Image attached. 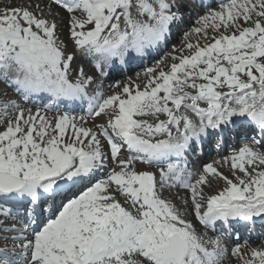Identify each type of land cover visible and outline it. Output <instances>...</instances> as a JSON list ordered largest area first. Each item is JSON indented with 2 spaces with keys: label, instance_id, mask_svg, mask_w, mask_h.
Listing matches in <instances>:
<instances>
[{
  "label": "snow or ice",
  "instance_id": "obj_1",
  "mask_svg": "<svg viewBox=\"0 0 264 264\" xmlns=\"http://www.w3.org/2000/svg\"><path fill=\"white\" fill-rule=\"evenodd\" d=\"M186 4L202 14L181 46L105 89L114 72L161 53L193 15ZM230 141L227 155L189 167L190 152L219 155ZM213 181L224 187L206 195ZM177 185L190 198L164 196ZM189 215L220 234H201ZM257 221L264 227V0L0 7V264H224L229 253L264 264V246L237 235Z\"/></svg>",
  "mask_w": 264,
  "mask_h": 264
},
{
  "label": "rangeland",
  "instance_id": "obj_2",
  "mask_svg": "<svg viewBox=\"0 0 264 264\" xmlns=\"http://www.w3.org/2000/svg\"><path fill=\"white\" fill-rule=\"evenodd\" d=\"M26 2L27 3H25V2H22V4H15V3H9V2H7L6 0H0V7H3V6H8V5H11V6H25V5H27L28 3H29V0H26ZM31 2H34V1H31ZM25 3V4H24ZM54 10H55V8H54ZM61 35H62V38L63 39H65V40H67V37H65V36H63V34H62V30H61ZM181 43V40L178 42V46H177V48H179L180 47V44ZM153 66V65H152ZM151 66V67H152ZM215 159V158H214ZM213 159V160H214ZM217 159V158H216ZM220 168V167H219ZM227 168H229L228 166H225V167H223V169L222 168H220V170H222L225 174H229V172H227L228 170H227ZM220 184V181H217V182H213V186H215V185H219ZM224 187V184H221V187L219 188H215V189H208V188H205V192H206V190H207V195H209V194H215V192H217V191H219V190H221L222 188ZM164 193H166L165 192V190H164ZM171 193H172V195L173 194H175L174 196H173V198L174 197H176L177 198V200L180 198V194L183 196V197H189L188 196V193L187 192H185V191H180V190H177L175 193H173V191H171ZM171 193H170V195H171ZM183 193H185V194H183ZM186 195V196H185ZM191 216V217H190ZM191 218V219H190ZM188 219H190L192 222H193V215H189L188 216ZM194 221L197 223V221H196V219H195V217H194ZM198 224V223H197ZM199 225V224H198ZM197 230H198V232H200L199 231V229L197 228ZM200 233H202V232H200ZM203 234V233H202ZM254 246V245H253ZM260 246H263V245H259V247ZM232 261H230V263H232V264H237L239 261L234 257V258H230Z\"/></svg>",
  "mask_w": 264,
  "mask_h": 264
},
{
  "label": "bare ground",
  "instance_id": "obj_3",
  "mask_svg": "<svg viewBox=\"0 0 264 264\" xmlns=\"http://www.w3.org/2000/svg\"><path fill=\"white\" fill-rule=\"evenodd\" d=\"M7 2H9V3H15V4H22V2H25V3H27L26 2V0H6ZM29 2H30V0H29ZM24 3V4H25ZM62 34H63V36H65V37H67V30H66V28H63L62 29ZM181 44V43H180ZM181 46V45H180ZM206 150V149H205ZM222 154V153H221ZM216 159V158H215ZM211 161H213V159L211 160ZM218 168L220 167L219 165L217 166ZM223 167H225V166H223ZM227 172H229L230 170H229V168H227ZM225 175H229V174H225ZM231 178V177H230ZM213 182H217V181H213ZM221 184H223V181H220V184L218 185V187L220 188L221 187ZM212 189H215V187H213ZM181 191V190H180ZM165 192L166 193H168L169 194V196L170 197H172L173 198V196L175 195V194H173L172 195V193H171V190H169V189H165ZM206 192H207V190H206ZM205 192V194L207 195V193ZM170 193H171V195H170ZM183 194H185V193H183ZM180 197H183L181 194L179 195ZM186 196V195H185ZM176 198V197H175ZM191 217V216H190ZM191 219V218H190ZM202 234V233H201ZM253 241L255 242V243H257V244H259V245H263L264 246V237H258V238H256V239H253ZM252 242V241H251ZM259 245H252L251 247H258Z\"/></svg>",
  "mask_w": 264,
  "mask_h": 264
}]
</instances>
